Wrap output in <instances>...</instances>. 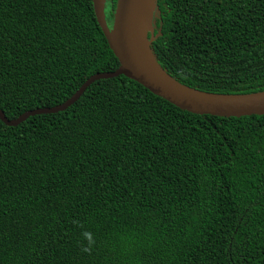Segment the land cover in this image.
Listing matches in <instances>:
<instances>
[{
  "label": "trees",
  "instance_id": "1",
  "mask_svg": "<svg viewBox=\"0 0 264 264\" xmlns=\"http://www.w3.org/2000/svg\"><path fill=\"white\" fill-rule=\"evenodd\" d=\"M151 27L177 82L264 90V0H156ZM117 65L91 0H0L8 119ZM0 264H264V114L192 113L120 74L0 120Z\"/></svg>",
  "mask_w": 264,
  "mask_h": 264
},
{
  "label": "water",
  "instance_id": "2",
  "mask_svg": "<svg viewBox=\"0 0 264 264\" xmlns=\"http://www.w3.org/2000/svg\"><path fill=\"white\" fill-rule=\"evenodd\" d=\"M91 3L96 23L117 59V67L89 75L68 98L53 106L29 109L11 119L0 110V120L5 125H17L31 115L64 110L93 81L120 74L177 108L192 113L227 117L264 114V90L247 93L204 91L177 82L160 68L149 48L154 38L151 23L156 0H116L110 25L104 18V0H91Z\"/></svg>",
  "mask_w": 264,
  "mask_h": 264
},
{
  "label": "rangeland",
  "instance_id": "3",
  "mask_svg": "<svg viewBox=\"0 0 264 264\" xmlns=\"http://www.w3.org/2000/svg\"><path fill=\"white\" fill-rule=\"evenodd\" d=\"M104 2H105V0H104ZM106 8H107V2L105 4V8H104V18H105L106 22L108 23V25H110L112 19H111V16L109 14L108 8L107 9Z\"/></svg>",
  "mask_w": 264,
  "mask_h": 264
},
{
  "label": "flooded vegetation",
  "instance_id": "4",
  "mask_svg": "<svg viewBox=\"0 0 264 264\" xmlns=\"http://www.w3.org/2000/svg\"><path fill=\"white\" fill-rule=\"evenodd\" d=\"M106 2H107V8L109 7V0H105V2H104V8H105V4H106ZM116 2V1H115ZM106 8V9H107ZM114 9V8H113ZM112 14H113V12H112ZM111 19H112V16H111ZM112 21V20H111ZM108 24V23H107ZM111 24V23H110Z\"/></svg>",
  "mask_w": 264,
  "mask_h": 264
}]
</instances>
